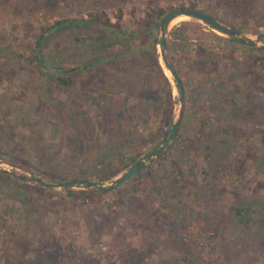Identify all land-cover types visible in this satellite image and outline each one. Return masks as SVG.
Masks as SVG:
<instances>
[{"label": "rangeland", "instance_id": "rangeland-1", "mask_svg": "<svg viewBox=\"0 0 264 264\" xmlns=\"http://www.w3.org/2000/svg\"><path fill=\"white\" fill-rule=\"evenodd\" d=\"M190 1L254 48L194 16L178 13L163 27L145 19ZM90 13L126 29L120 56L99 55L92 26L45 30ZM133 28L142 40L148 30L163 37L183 90L180 106L155 43L176 121L158 154L150 151L168 131L145 140L139 130L156 121L137 103L152 107L162 80ZM174 28L187 36L184 46ZM257 34L264 0H0V264H264V222L236 214L264 207ZM111 159L115 174L104 166ZM137 159L142 167L115 184Z\"/></svg>", "mask_w": 264, "mask_h": 264}, {"label": "trees", "instance_id": "trees-1", "mask_svg": "<svg viewBox=\"0 0 264 264\" xmlns=\"http://www.w3.org/2000/svg\"><path fill=\"white\" fill-rule=\"evenodd\" d=\"M182 3H178L177 5H171L167 4L165 6H159L153 9V14L146 12L145 14V19L148 20L149 22L151 20H157L158 25L160 27H163L164 24L175 14V10L178 9L179 7H182ZM189 7H195L194 6V1L189 2ZM205 12V11H204ZM207 13V12H205ZM210 15L209 13H207ZM92 15V16H91ZM121 12L118 11L117 16L120 17ZM91 17H73V18H66V19H57L54 21L52 25H49L45 30L51 31L55 29L57 26H62V25H74L75 27H89L92 26V31L91 34L89 35V38L92 39L93 41L96 42L97 46L96 49L98 50L97 52H100V56L102 55H113L115 57L120 56L124 51L122 49V44L121 41L124 38L123 36L125 35L126 29H123L120 27V25H114L113 23L109 22V19L106 15H104V18L99 20L96 14L90 13ZM212 16V15H210ZM214 17V16H212ZM181 24H184V22L180 23L178 26ZM135 32L136 36L138 37L140 44H145L148 43V48L153 54V60L154 63L157 67L158 73L161 76V91L159 96L155 97V102L153 103V106L150 107L149 105H146V103L143 101V99H139L137 105H140V114L148 113L151 115L152 119L156 121L155 124L148 126L147 124L144 123L142 126V129L139 130V133L141 134H147V136L143 135V138L146 140H155L156 138H160L165 136V134L168 131V126L171 121V115H172V95H171V86L170 83L167 79V77L162 73L161 66L157 62V59L155 57V43H160L162 45V41L164 40L163 37L157 38L156 35L150 33V31H147V40L146 38L142 40L137 33V28H133L132 30L129 31V34ZM209 35V33H206ZM172 35L174 37H177L183 41L182 46L185 45L186 40L185 34L183 33H178L176 32L175 28L172 30ZM40 37L37 38V45H41L43 38H42V32L39 34ZM264 40V34L260 36ZM226 40H228L231 43H234L236 39L232 36L226 37ZM240 46L245 47V48H254L253 45H244L240 44ZM211 48V46L209 47ZM260 49V48H259ZM261 50V49H260ZM262 55L264 56V51H261ZM147 54L146 53L144 55ZM37 58L36 62L39 60L41 61L40 58V53H36ZM98 55V56H99ZM97 56V55H93ZM42 62V61H41ZM43 63H45L43 61ZM198 68L203 69L205 61L203 58H199L198 61L196 62ZM171 64V62H170ZM46 66L49 67L48 63H45ZM172 65V64H171ZM173 67V65H172ZM174 68V67H173ZM78 69H81L78 67ZM64 70L68 71L67 68H64ZM174 70L177 72V70L174 68ZM66 74H70V72H66ZM68 76V75H67ZM61 82L68 83L71 82V79L69 77H60L59 78ZM175 80V79H174ZM181 84V83H180ZM175 86L178 90L179 84L175 80ZM182 86V85H181ZM142 116V115H141ZM145 116V115H144ZM138 130V129H137ZM157 152L156 154H158ZM104 166L109 167L113 166L114 168L111 170V174H115V172L118 171V167L114 166V161L108 160L105 162ZM2 172H5L4 170H1ZM236 214L240 220H243L247 217H252V218H260V221L264 222V207L262 206H257L255 208L252 207H247L245 209H242L241 207H238L236 209Z\"/></svg>", "mask_w": 264, "mask_h": 264}, {"label": "water", "instance_id": "water-1", "mask_svg": "<svg viewBox=\"0 0 264 264\" xmlns=\"http://www.w3.org/2000/svg\"><path fill=\"white\" fill-rule=\"evenodd\" d=\"M178 13L197 17V18L205 21L206 23H208L213 28L234 37L241 44H246V45H253L254 44L253 39L245 38V37L241 36L239 34V31L237 28L229 26V25L213 18L212 16L208 15L207 13L202 11L201 9H198L195 7L185 6V7H181V8L176 9L174 14L176 15ZM63 26H65V25H62L61 27H63ZM257 35L260 36V34H257ZM164 46H165V41L163 40L162 45H161L162 59L164 61V64L166 65L167 69L169 70L170 74L172 75V77L179 84L178 100H179L180 106H181L182 99H183L182 86L180 84V79H179L177 73L175 72V70L172 68V66L169 64V62L166 59V56L164 53ZM74 68H76V67H68L67 70H72ZM175 126H176V121L173 120L169 125L168 133L166 135L165 140L163 141V143L159 147L153 148L150 151L151 153H155L165 146L166 142L170 139V137H171V135L175 129ZM142 165H143V163L140 161V159H137L135 162H133L131 165H129V167L126 170H124L120 175L116 176L115 179L113 180V182L115 184H118L120 182H123V181L129 179L131 176H133L142 167Z\"/></svg>", "mask_w": 264, "mask_h": 264}, {"label": "bare ground", "instance_id": "bare-ground-1", "mask_svg": "<svg viewBox=\"0 0 264 264\" xmlns=\"http://www.w3.org/2000/svg\"><path fill=\"white\" fill-rule=\"evenodd\" d=\"M173 20H174V19H173ZM173 20H172V21H173ZM171 23H172V22H171ZM171 23H169V24H171ZM166 71L168 72V70H167V69H166ZM168 73H169V72H168Z\"/></svg>", "mask_w": 264, "mask_h": 264}]
</instances>
